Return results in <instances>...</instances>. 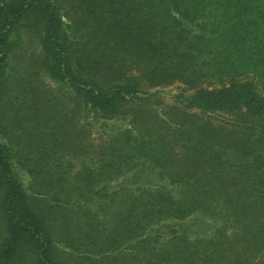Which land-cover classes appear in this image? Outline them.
<instances>
[{
	"label": "trees",
	"instance_id": "trees-1",
	"mask_svg": "<svg viewBox=\"0 0 264 264\" xmlns=\"http://www.w3.org/2000/svg\"><path fill=\"white\" fill-rule=\"evenodd\" d=\"M101 196L103 259L193 215L155 264H264V0H0V264H73L55 239Z\"/></svg>",
	"mask_w": 264,
	"mask_h": 264
},
{
	"label": "rangeland",
	"instance_id": "rangeland-1",
	"mask_svg": "<svg viewBox=\"0 0 264 264\" xmlns=\"http://www.w3.org/2000/svg\"><path fill=\"white\" fill-rule=\"evenodd\" d=\"M24 49L22 61L20 58L21 56L19 57L20 62L17 60V64L21 63L20 67L23 71L25 70V67L32 69L31 65L33 64L32 61H34L35 58L34 53L38 50V44L36 41L25 35ZM49 85L58 90L55 94L57 97L59 96L58 98L69 100V94L65 97V88L62 85L55 84L54 82H49ZM183 86V83L175 82L166 87L154 89L157 95L155 99L164 102L162 108H164L165 105L169 106L174 103L175 96L178 93L183 92ZM59 109L60 108H57V112ZM52 117L56 119L58 115L56 114ZM28 120L30 121V118H28ZM28 123L30 125V122ZM47 128L48 127H44V125H42V132L45 136ZM52 140L53 139H51V141ZM177 149L179 150V148ZM72 156H68L67 159H72ZM88 158L91 159L90 157ZM89 162L91 164L92 160ZM153 175H150V178H153L152 187L157 189L159 184L160 186L163 185V187L168 186L170 188H175L171 185L169 175H166L164 179H161L155 174ZM123 178L124 177H121L118 181H121ZM114 190H116V188ZM100 198L102 199H100L99 202H95L90 205L89 214H87V216L82 213L75 218V227L71 229L73 232L63 233L65 231L62 230L58 234V239H55L57 241V245L61 249L65 250L64 252H66V254H69L70 261L73 264H155V262L159 260L160 256H167L169 251L174 247L167 244L171 236V231L174 229H181L185 223L192 222L195 218L191 215L183 219L166 217L160 221H156V223L152 226L153 228H151V226L149 227L148 236H151L149 239H128L129 241H127V239H116L124 241L122 244L125 246L122 252L123 254L114 261L112 259H103L101 253H104L105 255V251L108 250L111 241V239H107L106 232L113 226L114 213L118 209V205L111 204L109 198L107 199V197L104 198L101 196ZM92 220L94 225L88 224ZM207 221V224L213 223V225L206 228L205 224H201L200 232L202 234L207 233V235H209L211 231H213L212 229L214 228L215 222L212 220ZM98 223L99 226L97 225ZM156 230H158L161 234V236H159L160 238H155L157 236H153L157 234ZM142 240L145 241L142 242ZM128 242L131 243L128 244Z\"/></svg>",
	"mask_w": 264,
	"mask_h": 264
}]
</instances>
